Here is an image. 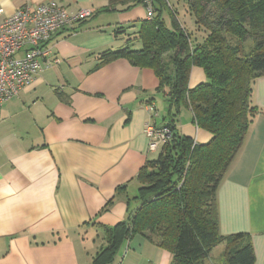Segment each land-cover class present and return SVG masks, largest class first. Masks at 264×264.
<instances>
[{"label":"crops","instance_id":"crops-1","mask_svg":"<svg viewBox=\"0 0 264 264\" xmlns=\"http://www.w3.org/2000/svg\"><path fill=\"white\" fill-rule=\"evenodd\" d=\"M48 2L92 15L54 33L48 45L58 62L0 104V264H93L108 244L106 229L138 205L137 174L156 152L148 151L145 125L168 120L153 70L99 58L128 39L140 46L142 5L120 11L106 0H0V19ZM205 80L202 68L192 67L188 86ZM251 102L257 111L217 187L216 205L220 233H246L252 264H264V75L254 80ZM175 123L196 143L211 139L189 108ZM225 247H214L205 262L222 264ZM172 256L134 235L107 264H171Z\"/></svg>","mask_w":264,"mask_h":264},{"label":"trees","instance_id":"trees-1","mask_svg":"<svg viewBox=\"0 0 264 264\" xmlns=\"http://www.w3.org/2000/svg\"><path fill=\"white\" fill-rule=\"evenodd\" d=\"M106 1L120 11L145 6V0ZM151 3L152 17L142 20L136 32L140 46L134 48L128 39L99 58L101 63L125 58L153 70L156 91L168 103L170 137L140 168L138 205L126 221L106 229L108 244L93 264L109 263L119 244L134 235L169 251L171 264H210L205 258L221 243L226 245L222 264H252L246 233L223 235L218 229L216 190L257 111L251 93L254 80L264 75V0H187L203 40L181 26L175 14L172 27L166 26V0ZM194 66L202 68L206 80L190 88ZM182 108H189L193 123L211 134L207 143L178 131L175 121Z\"/></svg>","mask_w":264,"mask_h":264},{"label":"built area","instance_id":"built-area-1","mask_svg":"<svg viewBox=\"0 0 264 264\" xmlns=\"http://www.w3.org/2000/svg\"><path fill=\"white\" fill-rule=\"evenodd\" d=\"M145 18L153 15L151 0H145ZM1 14V10H0ZM92 10L83 8L70 14L54 2L23 5L0 19V104L30 86L38 73L58 62L48 45L51 36L75 22L88 19ZM20 52L21 56H16ZM148 151H157L170 137L165 126L146 124Z\"/></svg>","mask_w":264,"mask_h":264},{"label":"rangeland","instance_id":"rangeland-1","mask_svg":"<svg viewBox=\"0 0 264 264\" xmlns=\"http://www.w3.org/2000/svg\"><path fill=\"white\" fill-rule=\"evenodd\" d=\"M170 5V9H164L162 16L165 21L166 26L169 28L172 27L173 17L172 14H175L176 20L179 22L181 26H183L191 35H197V37L201 36V31L197 30L194 18L192 17L187 0H166ZM250 42H247L245 45V49L249 46ZM183 110V108L181 109ZM159 151L155 152V157H157ZM154 157V158H155ZM221 249V248H218ZM213 257L217 256V252H213Z\"/></svg>","mask_w":264,"mask_h":264}]
</instances>
